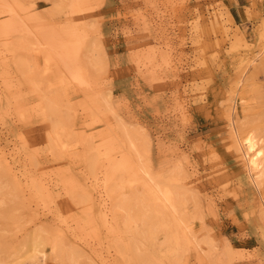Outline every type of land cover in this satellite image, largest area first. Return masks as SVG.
Instances as JSON below:
<instances>
[{
    "label": "rangeland",
    "instance_id": "374dc122",
    "mask_svg": "<svg viewBox=\"0 0 264 264\" xmlns=\"http://www.w3.org/2000/svg\"><path fill=\"white\" fill-rule=\"evenodd\" d=\"M9 1L39 20L5 34L0 5V264H33L34 235L39 264H264V180L228 125L264 144V0ZM157 177L177 211L148 196ZM131 192L148 217L117 205Z\"/></svg>",
    "mask_w": 264,
    "mask_h": 264
},
{
    "label": "bare ground",
    "instance_id": "6f19581e",
    "mask_svg": "<svg viewBox=\"0 0 264 264\" xmlns=\"http://www.w3.org/2000/svg\"><path fill=\"white\" fill-rule=\"evenodd\" d=\"M0 5L4 8V10L6 12H8L7 14H8V17H9V23L7 24L5 34L14 33L13 35H16L15 33L20 32L21 35H24L25 33H22L21 31L30 32V30H32V29H33L32 31L35 33L34 28H32V29L30 28L32 26V24L28 25V23L30 21L34 23V22L38 21L39 19H35V18H33V16H27V20H26V17L21 16V14L17 11L15 6L9 0H1ZM69 8H70L71 16L73 14H75V15L80 14L81 11H84V10L86 11L87 10V8L84 6V1L83 0H70L69 1ZM81 18H82V15H81ZM36 28H37V26L35 27V30H36ZM39 28L40 29H38V28L37 29L41 33L42 37H43V35H45V37H46L45 40H43V41H45V44H47L48 47H50L51 50H56V56L57 55L59 56L57 58L59 60H62V62H63L62 64H65L64 65V66H66L65 69L70 73L71 78L76 80L78 83L84 82L85 81V76L83 74L85 72L83 71L84 73H82V69L78 68V67H81V68H83V67L82 66H77V64H74V61L77 62L76 58H75L77 56V53H73V52H75L74 50H76V49L71 51V48H70L69 44L65 41L64 36H62L61 32H59V30H57L55 27H49V28H41V27H39ZM33 32H32V34L34 35ZM82 37H83V33L79 32L77 40L78 41H79V39L81 40ZM59 63H61V62L59 61ZM78 65H79V63H78ZM61 68H62V66H61ZM67 76L69 77L68 73H67ZM228 125H229L230 133H231V136L233 138L234 144L236 146V149L238 150L239 155H240V157L242 159V162L244 163L243 166L246 169L247 176L252 181V183L254 184L256 189L257 188L259 189L260 186L262 187V185H263L262 184V179L264 180V144H262V140L263 139L258 138L255 135L253 129H251L249 131H241L240 127L236 124V122L233 120V118L228 119ZM160 179L161 178L157 177V178H154L152 180V184H150L148 189H147L148 196L151 195L155 199L157 195L161 194L162 197H160L161 195L159 196L161 198V202L164 200V202H163L164 204H162V205L165 206L166 205L165 202H167L169 207L172 206L174 208V210H176V209L178 210V208H176L177 204H176L175 197L173 198L171 196V194H169L167 192V190H166L167 187L164 186L165 185L164 182L166 184H168L169 183L168 181H170L173 184V181H171V180H166L165 181L164 179H163L164 181H162ZM250 180H248V181H250ZM169 184H168V186H169ZM170 186H171V184H170ZM110 191H111V193H113V191H114V186L113 185H110ZM149 192H150V194H149ZM175 194H174V196H175ZM157 199H159V198H157ZM116 202H117L118 206H120L122 208H126L129 211H130V208H132V206H133L132 204H134L138 209H143V211H144L143 212L144 213L143 217L144 218H145L146 214H147V217H148V213H150L151 211H154V209H155V206H153V204H152L153 210L151 209V203L149 204L150 201L146 202L143 199H141V200L139 199V201H138L136 194H134L133 192H131L128 197H125V196L124 197L123 196L116 197ZM158 206L160 207V205H158ZM136 207H135V210H136ZM158 209H157V211H161V210H158ZM162 209H163V207H162ZM259 212H261V210H259ZM152 215H151V217H152ZM158 218H161V217H158ZM158 220H160V219H158ZM160 221L158 223H160ZM29 235H31V234H29ZM29 237H27L26 238L27 241L25 240L26 242H23L22 244L25 243L27 246H29V248L27 247L28 249H27L26 252L29 254L30 258L32 260H34L33 264H39L42 261L43 257H44V251H43V249L41 247V241H40V239H39V237L37 235H34L33 237L31 236V238L28 239ZM128 242H129V240H128ZM130 245H133V244L130 243ZM138 246H140V245H138ZM139 250H140V248H139ZM24 251H25V246H24V250H22L23 254L25 253ZM137 253L140 254L141 252H137ZM136 256L138 258L137 254H136ZM144 256L145 255H143V257ZM72 257L73 256L70 255V258H72ZM139 257H140V255H139ZM141 259H143L142 258V254H141ZM145 260H147V259H145Z\"/></svg>",
    "mask_w": 264,
    "mask_h": 264
}]
</instances>
